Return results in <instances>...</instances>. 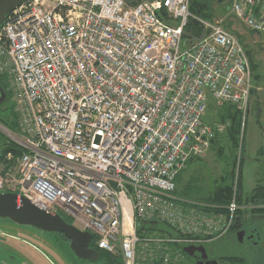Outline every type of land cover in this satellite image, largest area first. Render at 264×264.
I'll return each mask as SVG.
<instances>
[{"label":"built area","instance_id":"built-area-1","mask_svg":"<svg viewBox=\"0 0 264 264\" xmlns=\"http://www.w3.org/2000/svg\"><path fill=\"white\" fill-rule=\"evenodd\" d=\"M190 3L25 0L0 27V77L19 117L13 143L24 150L0 163V192L68 219L122 264H177L170 246L222 238L239 210L235 191L226 215L173 197L177 175L223 131L202 121L207 101L244 121L252 89L239 39L192 16ZM229 12L264 34V0H229ZM191 19L203 37L188 42ZM137 220L179 237L139 238Z\"/></svg>","mask_w":264,"mask_h":264},{"label":"rangeland","instance_id":"rangeland-1","mask_svg":"<svg viewBox=\"0 0 264 264\" xmlns=\"http://www.w3.org/2000/svg\"><path fill=\"white\" fill-rule=\"evenodd\" d=\"M228 7L229 0L221 3L215 0L213 18L205 21L210 22L214 19L220 21L227 31L246 46L245 50L250 52L254 65L252 89L244 121L242 112L238 111L241 116L243 134L242 137L239 135L234 167L227 144L228 140L225 137L227 125L218 123L215 111L211 109L213 105L209 100L207 101V109L203 114L202 121L211 126L221 125L223 127V131L217 133L220 139L218 146L223 147V154L218 156L216 153L218 146L214 149L210 146L202 159L191 160L181 171V179L188 186L185 199L190 202L199 203L205 199L216 186L222 183L221 179H224L225 185L232 180L235 183L239 179L240 193L243 198L249 196L256 186H264V34L250 35L248 30L232 18ZM11 93L8 92L10 102L4 101L0 104V152L5 143L20 138L19 117L15 113V103ZM205 94L207 96V92ZM10 109L13 110L15 119L10 114ZM13 123L17 126V132L10 129ZM239 151L240 155L238 156ZM232 170L233 179H231ZM182 180H180V184L183 186ZM175 181L177 185L179 181ZM261 222L262 233L259 236H254L252 240L243 238L239 241L235 233L227 232L222 238L203 246L212 253L210 258L215 262L221 257H234L244 260L245 264H264V218ZM50 236L30 227H19L8 220H0V239H2L0 244H7L5 247L8 246L7 249L14 252L11 264H35L37 258L42 259V264H102L98 261L95 263L81 262L64 249H60V251L52 249L48 244V241L52 240ZM184 248L185 246L182 249ZM173 257L177 264H195L194 259L185 253L184 255L179 253V251ZM0 264L6 263L0 262Z\"/></svg>","mask_w":264,"mask_h":264},{"label":"trees","instance_id":"trees-1","mask_svg":"<svg viewBox=\"0 0 264 264\" xmlns=\"http://www.w3.org/2000/svg\"><path fill=\"white\" fill-rule=\"evenodd\" d=\"M214 1L215 0H191L190 8H189L190 13L192 14V16L198 19L204 20V21L207 19H212ZM216 1L218 3H221L225 0H216ZM202 33H203L202 26L195 20L191 19L189 20L184 30V37L189 35L192 38H197V37H200ZM249 34L254 35L252 32H249ZM240 43L245 49L246 46L243 44V42L240 41ZM245 52H246V55L248 57V60L251 66V70H253L254 65L252 61V56L250 52H248L247 50H245ZM0 87L5 92V95H6L5 102L7 101L10 102V96L8 94L5 81L2 77H0ZM211 104L213 105L211 109L212 111H215V117L217 118L218 123L222 125L224 124L227 125L225 129V137L228 140L227 144L229 145L230 156H231L233 167H234L236 163V158H237L236 150L238 148V139H239L240 130H241L240 113L229 105L217 106L213 103ZM11 109L9 110V112L12 115V117L15 119L14 112ZM10 129L13 132L18 131L17 126L14 123H13V126L10 127ZM219 140L220 139H219L218 134L215 133L214 137L211 140L210 146L213 149L216 148L218 146ZM23 151L24 150L22 148L18 147L13 142L8 141L7 143L4 144L0 152V163L4 162V158L8 152H12L14 156L16 157ZM242 151H243V146H242ZM216 153L218 156H221L223 154V147L218 146ZM241 157H242V152H241ZM197 160H200V159H197ZM231 179H233V170L231 171ZM221 181L222 183L216 186L214 190L211 191L208 194V196L202 200L204 202L200 201L199 203L201 204L198 203L199 205H194L193 207L196 209H199V211L204 212L205 214L226 215V208L232 199L233 188L235 187L236 201H237V204L239 205V210L237 211L236 216H239L240 222L243 223L245 221V215L250 214V213L257 214V215H264V186H256L249 196H247L246 198H243V196L240 193L239 179L238 181L236 180L235 183L232 180L227 185L224 184V179H221ZM175 194H176V191L173 192V197ZM174 201L175 203L181 206V204L176 199ZM249 206L252 208H250ZM259 225L261 226V222H259ZM228 233L230 234L235 233L233 226L229 229ZM136 234L139 238H150V237L178 238L179 237V235L174 230H172L169 226L157 220L155 221L137 220ZM90 245L94 247V249L99 253L98 262L102 264H122L120 257L113 256L111 254L98 250L95 247L94 238L92 239ZM183 247L184 246L180 244H173L172 246H170V248L172 249L171 250L172 252L179 251V253H182L184 255V252L182 249ZM217 261L219 264H245L244 260L240 258H234V257H221V258H218ZM157 264H160V262Z\"/></svg>","mask_w":264,"mask_h":264},{"label":"water","instance_id":"water-1","mask_svg":"<svg viewBox=\"0 0 264 264\" xmlns=\"http://www.w3.org/2000/svg\"><path fill=\"white\" fill-rule=\"evenodd\" d=\"M25 0H0V27L7 15ZM199 38L188 40H200ZM6 95L0 87V104L4 102ZM0 220H8L19 227H30L45 234H61L69 241V248L73 255L81 261L95 263L98 261L99 253L90 248L92 235L89 232H82L72 224H67L60 215H49L35 206H33L24 197H19L13 193L0 192ZM244 233L236 234L239 241L243 239ZM183 252L194 260H200V254H203L202 260H206L205 248L200 246H187ZM197 264H202L201 261ZM205 264H217V262H206Z\"/></svg>","mask_w":264,"mask_h":264},{"label":"flooded vegetation","instance_id":"flooded-vegetation-1","mask_svg":"<svg viewBox=\"0 0 264 264\" xmlns=\"http://www.w3.org/2000/svg\"><path fill=\"white\" fill-rule=\"evenodd\" d=\"M250 208H252V207H250ZM263 217H264V215H257V214H251L250 213V214L245 215V221L242 223V222H240L239 216H236L235 222L233 224L235 235L238 232L242 231L244 233L243 238H247L249 240H252L254 236H259L257 234L262 233V228L259 225V222L262 221ZM64 220L67 224H71L68 220H66V219H64ZM47 235H51L50 237L52 240L48 241V244L51 245L50 247L52 249L55 248L58 251H60V249L61 250L64 249L65 251L68 252V254H71L72 256H74L73 253L70 251L69 241L63 235L57 234V233L56 234H47ZM0 240H2V239H0ZM21 242H24V241H21ZM6 245L0 244V262L6 263V264H11L13 261L14 252L12 250L7 249L8 246L5 247ZM90 248L94 249V247H92L91 245H90ZM205 251H206L205 255L207 256V259L202 260L203 254H200L201 259L200 260H194L195 264L199 263V261H201L202 264H205L206 262H213L214 261V259L210 258L212 253L206 249H205ZM45 259H47V258L45 257ZM75 259H77V258L75 257ZM41 260L42 259L37 258V260H35L36 261L35 264H42ZM78 261H81V260H78ZM81 262H85V261H81ZM216 262H217V264H219L218 261H216Z\"/></svg>","mask_w":264,"mask_h":264},{"label":"crops","instance_id":"crops-1","mask_svg":"<svg viewBox=\"0 0 264 264\" xmlns=\"http://www.w3.org/2000/svg\"><path fill=\"white\" fill-rule=\"evenodd\" d=\"M188 162H191V160L188 161ZM180 173L177 175V177L175 179V180H177V182L179 181V183L176 185V181H175V191H176V194L174 195V198L181 204V207H184V208H193V205H199L200 203L198 204L196 202H190L189 200H186L185 199V197H186V195H185L186 192L185 191H186V189H187L188 186L181 179ZM180 180L183 181V186L180 184Z\"/></svg>","mask_w":264,"mask_h":264}]
</instances>
